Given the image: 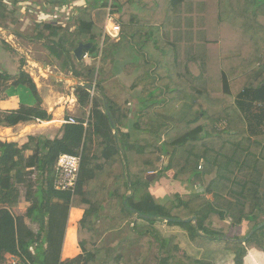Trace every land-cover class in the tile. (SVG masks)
<instances>
[{
	"label": "trees",
	"instance_id": "1",
	"mask_svg": "<svg viewBox=\"0 0 264 264\" xmlns=\"http://www.w3.org/2000/svg\"><path fill=\"white\" fill-rule=\"evenodd\" d=\"M7 1L37 6L56 20L38 23L32 40H44L57 68L84 84L75 95L89 115L64 124L61 138L0 142V264H12L11 257L22 264H215L183 252L174 235L161 238L162 223L181 228L192 242L222 243L235 264H245L249 250L264 253V134L250 131L240 108L247 98L264 102V0ZM69 6L78 12L72 20L62 15ZM7 8L0 0L1 28ZM108 8L117 15L120 41L105 43L99 68L78 62L79 43H93L89 54L99 55ZM124 49L146 68V93L132 119L118 115L96 79L108 75L105 67ZM9 82L27 85L38 104L0 113V127L49 119L28 72H0V88ZM94 84L95 94L88 90ZM64 154L82 158L74 191L55 187ZM170 171L177 183L202 190L159 203L151 188L156 178L147 174L161 179ZM22 200L29 206L18 214ZM72 208L84 210L81 254L63 261ZM244 225L247 233L238 236ZM134 245L138 252L127 259Z\"/></svg>",
	"mask_w": 264,
	"mask_h": 264
},
{
	"label": "rangeland",
	"instance_id": "2",
	"mask_svg": "<svg viewBox=\"0 0 264 264\" xmlns=\"http://www.w3.org/2000/svg\"><path fill=\"white\" fill-rule=\"evenodd\" d=\"M125 1V0H122ZM5 4L8 12L5 16L7 19L6 22L3 24L6 26L5 28H0V52L5 49V47L10 48L12 44V51L13 53L17 54V59L19 60V63L24 72H28L31 76H35L38 82L42 83L45 81L49 84H55V77L58 74V69L56 66L57 61L50 56L49 50L45 47V41H33L32 38L34 36V30L36 28V25L38 24L40 13L42 12L38 7L36 8L34 5H29L27 3L22 2L19 4L16 8H14L13 5L9 3V1L5 0ZM13 10V12H12ZM38 15V16H37ZM117 18V17H116ZM71 25V24H69ZM10 31L11 33L9 34ZM2 34L4 39L8 40L9 43H6L3 39H1ZM11 35V36H10ZM119 41H112L106 40V47L108 44H117ZM10 46H8V45ZM129 53L126 49L119 52V54L115 57V61L117 63L111 62L108 64L105 68L108 72V76L105 78H101L98 74L96 79L102 80L101 81V87L104 89V92L107 94V96L110 98V101L115 105V108L119 111L118 115H126L129 114V110L132 108L130 106L129 102H131L134 98L135 92H130L129 87L131 88V83L135 82L133 80L136 77L142 78L144 75L145 69H141L139 71H135V65L130 64V66L127 68L128 70L131 69V77L126 79L125 81L121 82V80L114 79L111 82H106L111 76V72L113 70V66L115 64H118L117 68L120 67L121 64L124 63V61L129 62ZM102 58V56H101ZM100 60H92L89 62V64L96 66L99 68L101 66ZM142 62L139 63V65ZM47 70L46 72L43 71ZM191 72L194 76H198L200 74V70L198 65L191 64ZM47 75H45V74ZM133 73V74H132ZM44 74V75H43ZM53 74L52 76H50ZM48 75L50 76V80L45 79V77ZM45 76V77H44ZM99 76V77H98ZM138 77V78H139ZM138 81V80H137ZM136 81V82H137ZM142 83L140 85L139 90L135 93L136 96L138 94L145 95V81H141ZM109 84V86L107 85ZM128 84V85H127ZM41 85V84H40ZM95 85V84H94ZM93 85V86H94ZM6 86V85H5ZM58 86V84H57ZM61 88H64L63 85H60ZM68 91V90H67ZM70 92V91H69ZM67 92V94H69ZM95 94V92H92ZM97 93L98 90H97ZM100 94H97V96ZM237 99H235L236 101ZM244 115V114H243ZM78 117L86 118L87 112L83 109L78 112ZM245 117V115H244ZM77 118V117H75ZM249 129L251 131L252 124L250 122H247ZM167 160H169L168 157L164 159L165 165ZM175 174L173 171L168 172L164 175V177L158 178L156 175H152L149 177L151 180L156 178V181L152 185V191L153 194L155 192L156 199H158V202L161 204L169 205L171 204L175 199L176 195L182 196L183 199H189L192 198L191 196L194 193H197L202 190V187L200 185H193V184H185V183H177L175 178ZM148 177V176H147ZM213 178H215V175L206 176V184H208ZM33 182H35V178L32 179ZM48 193V192H47ZM49 196V195H46ZM24 203L28 204L27 201L22 200L20 205L22 204V208L24 211L27 210V207L24 206ZM29 206V204H28ZM20 208V207H19ZM22 210V209H21ZM18 214H21L20 210H17ZM16 212V210H15ZM17 213V212H16ZM195 223V222H194ZM247 226V225H245ZM157 231L160 233L161 238H169L171 236H176L177 243L181 247L183 252L188 253L190 256L197 257V258H203L206 257L210 260H216L215 264H231L232 258L229 253L227 255L223 252H219V250H223L222 243L216 242V243H210L206 244L203 240L197 239L196 242H192L188 233L184 232L181 228L175 227V226H169L167 223L157 224L156 225ZM128 230V228H127ZM247 229L244 230V232L247 233ZM245 233V234H246ZM186 234V235H185ZM139 247L137 246H129L125 250V256L127 259H131V256H134L135 253L137 254ZM152 256H156V253H153ZM149 264H157L158 261L151 259Z\"/></svg>",
	"mask_w": 264,
	"mask_h": 264
},
{
	"label": "crops",
	"instance_id": "3",
	"mask_svg": "<svg viewBox=\"0 0 264 264\" xmlns=\"http://www.w3.org/2000/svg\"><path fill=\"white\" fill-rule=\"evenodd\" d=\"M79 4V3H78ZM71 24L68 23V25ZM1 28V27H0ZM10 34V33H9ZM2 38L6 43L7 40ZM11 48V47H10ZM8 47H5L3 51L0 52V72L6 73L9 76H16L22 70L19 60L17 59V54L13 53V49L11 50ZM128 51V50H127ZM129 62L124 61L123 64L117 68L118 64H115L113 70L111 72V76L106 82H111L114 79H119L121 82L131 77V69H127L130 64L135 65V71L140 70L139 63H134L133 52L128 51ZM85 64H89L88 61H83ZM114 63H117L115 61ZM47 73V70L43 71ZM108 73V72H107ZM45 74V73H44ZM43 74V75H44ZM133 74V73H132ZM47 75V74H45ZM51 74L50 76H52ZM44 76L46 81L50 80V77ZM108 76V75H107ZM106 76V77H107ZM33 77V76H32ZM139 77V76H138ZM134 78L135 82L131 83V88L129 87V91L137 92L140 88V80L142 78ZM37 89L38 96L41 100V109L46 112L49 116L47 121H42L38 119H34L27 123H20L14 127H0V142H16L19 145H24L28 142V138L30 136H43L49 139L61 138L62 137V128L64 125V121L67 116L70 117H78L77 114L80 111V106L78 104V99L75 95L76 87L83 83H80L78 80L74 79L71 75H67L58 69V74L55 77V84H49L43 81L42 83L38 82L35 76L33 77ZM138 80V81H137ZM137 81V82H136ZM142 81V80H141ZM112 83V82H111ZM41 84V85H40ZM58 84V86H57ZM60 85H63L64 88H61ZM109 86V84H107ZM128 85V84H127ZM68 90V91H67ZM70 91V92H69ZM69 92V94H67ZM134 93V98L131 102H129L132 108L129 110V118L132 119L133 113L137 110L139 97L142 98L143 95ZM110 99V98H109ZM260 102L264 105L263 101H254L251 98H247L246 100L241 101V110L244 115L247 117V122L252 124V127L264 134V106L257 107L256 103ZM38 104V99L33 95L31 89L27 85H14L13 82H9L6 87L0 88V113H14L18 111L22 107H36ZM240 106V105H239ZM82 110V109H81ZM85 111V110H84ZM89 115V113L87 114ZM137 149V147L135 148ZM27 155H31V153H27ZM155 175V173H148L147 176ZM36 174H34V178H36ZM24 206L28 208V204L24 203ZM17 210L21 211V214H24L26 211L22 208V204L19 206ZM22 209V210H21ZM16 212L18 213V211ZM84 216V210L81 208H72L70 211L66 237L64 242V248L62 253V260L73 259L81 254V250L78 244L77 232H78V223ZM247 227L244 225L239 229H236V234L238 236L243 237L246 232L244 230ZM219 252H223L227 255L229 253L226 250H219ZM232 258V263L234 262V256L229 253ZM213 261V260H212ZM216 260H214L215 262ZM245 264H264V253L252 249L249 250L248 255L245 259Z\"/></svg>",
	"mask_w": 264,
	"mask_h": 264
},
{
	"label": "built area",
	"instance_id": "4",
	"mask_svg": "<svg viewBox=\"0 0 264 264\" xmlns=\"http://www.w3.org/2000/svg\"><path fill=\"white\" fill-rule=\"evenodd\" d=\"M37 8V6H35ZM61 13V12H60ZM62 15L66 18H69L72 20L73 18L78 16V12L74 9H72L71 6L67 7L65 11L62 12ZM38 16V15H37ZM38 23L41 22H53L57 23L56 20L50 19L49 16L45 14V12H41ZM117 15H113L110 13V8H108V15L106 18V23L104 27V34L102 36L101 40V49L100 53L96 58H93L89 53L86 54L83 57V61H92V60H100L106 40H111L112 41H120L121 39V26L119 23H117L116 18ZM70 23V22H69ZM11 36V35H10ZM7 43L8 40H7ZM9 45L12 44L9 43ZM32 75V74H31ZM96 84V83H95ZM95 86V85H94ZM257 107H263L264 105L262 103H256ZM89 117V116H88ZM64 124H77V118L75 117H70L68 120H65L63 122ZM224 125V124H223ZM87 126V124H85ZM82 158L80 155H61L57 161V173H58V178L56 181V189L60 191H74L77 187L78 180H79V172L81 168V163ZM10 262L12 264H22L21 260L18 257H11Z\"/></svg>",
	"mask_w": 264,
	"mask_h": 264
},
{
	"label": "water",
	"instance_id": "5",
	"mask_svg": "<svg viewBox=\"0 0 264 264\" xmlns=\"http://www.w3.org/2000/svg\"><path fill=\"white\" fill-rule=\"evenodd\" d=\"M93 47H94V44L93 43H79L78 47L76 48V50L74 52V55H75L77 61L78 62H82L83 61V57L86 54H88ZM88 90L90 92H94L95 91V86H93V85L92 86H89L88 87ZM106 106H107V104H106ZM106 112H107V114L110 117L111 114H110V112H109V110H108L107 107H106ZM111 123L114 124L113 121ZM168 163H169V160H167L166 166L168 165ZM147 218H151V217L150 216H147ZM193 220H196V218H194ZM190 221H192V220H190V219L187 220V222H190ZM166 222H169V220H166Z\"/></svg>",
	"mask_w": 264,
	"mask_h": 264
}]
</instances>
